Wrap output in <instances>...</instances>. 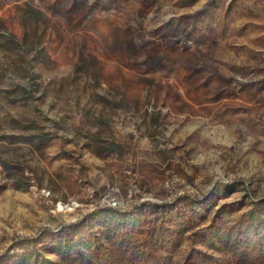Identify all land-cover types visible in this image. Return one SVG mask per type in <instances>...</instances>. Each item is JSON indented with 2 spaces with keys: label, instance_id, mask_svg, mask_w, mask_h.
Instances as JSON below:
<instances>
[{
  "label": "rangeland",
  "instance_id": "1",
  "mask_svg": "<svg viewBox=\"0 0 264 264\" xmlns=\"http://www.w3.org/2000/svg\"><path fill=\"white\" fill-rule=\"evenodd\" d=\"M0 264H264V0H0Z\"/></svg>",
  "mask_w": 264,
  "mask_h": 264
}]
</instances>
